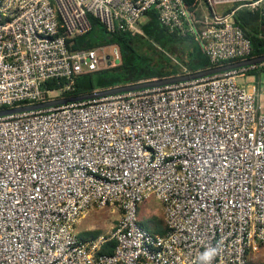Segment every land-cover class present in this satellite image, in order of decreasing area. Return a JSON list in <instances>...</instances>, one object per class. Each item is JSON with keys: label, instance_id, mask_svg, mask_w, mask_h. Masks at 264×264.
<instances>
[{"label": "built area", "instance_id": "obj_1", "mask_svg": "<svg viewBox=\"0 0 264 264\" xmlns=\"http://www.w3.org/2000/svg\"><path fill=\"white\" fill-rule=\"evenodd\" d=\"M201 1L199 35L186 0H0V108L58 99L119 60L115 47L70 50L90 17L143 35L153 10L201 39L211 65L248 57L233 13L214 8L248 3L264 20V0ZM253 68L0 118V264H203L210 248L211 264H250L264 249V112L238 78ZM51 80L65 83L45 90ZM152 197L163 235L139 224ZM93 207L119 218L109 236L82 241L75 228Z\"/></svg>", "mask_w": 264, "mask_h": 264}, {"label": "trees", "instance_id": "obj_2", "mask_svg": "<svg viewBox=\"0 0 264 264\" xmlns=\"http://www.w3.org/2000/svg\"><path fill=\"white\" fill-rule=\"evenodd\" d=\"M246 4L235 3L226 10L225 15L233 13L234 24L241 28L245 36L251 40V54L246 58L218 65H211L209 62L204 49L205 44L201 39L195 40L191 36H183L170 31L161 23L156 11L148 12L144 22L140 25L143 35L129 31L110 32L98 19L90 17L91 31L69 40L72 44L70 50H91L102 46L115 47L119 51L120 58L109 67L78 76L73 89L58 98H71L96 91L171 78L183 74L184 68L190 73H195L262 57L264 56V20L261 10L244 6ZM186 8L197 32L201 35V28L204 26L202 1L186 0ZM248 74L259 75L264 81V64L254 66ZM64 83L65 81L51 80L45 84L44 89L55 90ZM48 100L50 99L46 95L45 101ZM2 109L8 108H0ZM165 232V226L164 229L156 228L153 231L154 234L161 235ZM96 238L98 237L93 239ZM115 244L114 241L107 242L101 253L112 254ZM250 264H254L252 260Z\"/></svg>", "mask_w": 264, "mask_h": 264}, {"label": "rangeland", "instance_id": "obj_3", "mask_svg": "<svg viewBox=\"0 0 264 264\" xmlns=\"http://www.w3.org/2000/svg\"><path fill=\"white\" fill-rule=\"evenodd\" d=\"M235 3H238V1L225 2L215 5L216 12L218 14H225L226 10L231 8ZM203 5H206V8L209 6L206 0H204ZM208 13V11L204 10V14ZM142 22H144V20ZM111 51L112 49L106 50L108 54ZM238 83L240 85H250L257 88L259 94V106L261 107L262 112H264V81L262 80V77L259 75L251 76L246 74L242 78H238ZM51 97L54 98L56 96L51 95ZM118 218L119 213L116 210L113 211V209L110 207L103 209L93 207L89 210L88 214L76 225V235L82 241H90L94 237H107L110 235L112 228L116 225ZM138 218L139 224L150 233H153L156 228L164 229L165 224L163 219L162 204L155 197L146 200L139 207ZM250 260H252L254 264H264V249H262L259 253L251 254Z\"/></svg>", "mask_w": 264, "mask_h": 264}, {"label": "water", "instance_id": "obj_4", "mask_svg": "<svg viewBox=\"0 0 264 264\" xmlns=\"http://www.w3.org/2000/svg\"><path fill=\"white\" fill-rule=\"evenodd\" d=\"M262 64H264V56L259 57V58L244 60V61L237 62V63L228 64L226 66H220V67H216V68H212V69H208L204 71H198L195 73L189 72L187 74H181L175 77L165 78L162 80L141 82L135 85H128V86L116 87V88H111V89L102 90V91H96L91 94H84V95L71 97V98H58V99L44 101V102L34 104V105H27V106H21V107L10 108V109H2L0 110V118L11 116V115H16V114L33 112V111L48 110V109L58 107V106H64V105L71 104V103L84 102V101H88L92 99L122 94V93L130 92V91H136V90H142V89H147V88L161 87V86L172 85V84L181 83V82H187L191 80H196V79H201V78L217 75V74L231 71V70L252 67V66H257V65H262Z\"/></svg>", "mask_w": 264, "mask_h": 264}, {"label": "clouds", "instance_id": "obj_5", "mask_svg": "<svg viewBox=\"0 0 264 264\" xmlns=\"http://www.w3.org/2000/svg\"><path fill=\"white\" fill-rule=\"evenodd\" d=\"M216 255V249L210 248L204 251L200 256L199 260L203 262V264H211L212 259Z\"/></svg>", "mask_w": 264, "mask_h": 264}, {"label": "bare ground", "instance_id": "obj_6", "mask_svg": "<svg viewBox=\"0 0 264 264\" xmlns=\"http://www.w3.org/2000/svg\"><path fill=\"white\" fill-rule=\"evenodd\" d=\"M219 1H225V0H219Z\"/></svg>", "mask_w": 264, "mask_h": 264}, {"label": "crops", "instance_id": "obj_7", "mask_svg": "<svg viewBox=\"0 0 264 264\" xmlns=\"http://www.w3.org/2000/svg\"><path fill=\"white\" fill-rule=\"evenodd\" d=\"M214 10L216 11V8H214ZM217 13V12H216Z\"/></svg>", "mask_w": 264, "mask_h": 264}]
</instances>
